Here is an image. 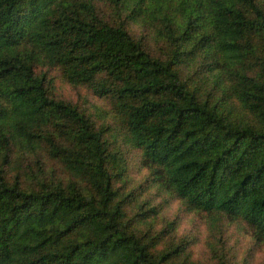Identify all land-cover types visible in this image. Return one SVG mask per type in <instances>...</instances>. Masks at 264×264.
<instances>
[{
  "label": "trees",
  "instance_id": "trees-1",
  "mask_svg": "<svg viewBox=\"0 0 264 264\" xmlns=\"http://www.w3.org/2000/svg\"><path fill=\"white\" fill-rule=\"evenodd\" d=\"M39 66L109 100L155 181L206 224L243 221L264 243V0H0V264H185L184 243L133 228L158 213L128 216L109 129ZM15 147L63 174L9 178Z\"/></svg>",
  "mask_w": 264,
  "mask_h": 264
},
{
  "label": "rangeland",
  "instance_id": "rangeland-1",
  "mask_svg": "<svg viewBox=\"0 0 264 264\" xmlns=\"http://www.w3.org/2000/svg\"><path fill=\"white\" fill-rule=\"evenodd\" d=\"M99 9L110 19L117 16L111 11L108 4L98 3ZM131 31L138 37L143 36L150 43V48L155 53L163 48L164 41L153 38V31L143 30L139 25H131ZM143 33V34H142ZM152 45V46H151ZM154 46V47H153ZM198 62V66H199ZM191 68H188V70ZM38 73L46 74L47 80L51 81L54 94L62 99L69 100L86 109L98 121L109 129L108 137L113 142L115 151L122 157V163L126 170L125 178L116 181L115 186L121 187L130 195L127 213L133 217L139 212L138 208L157 212L158 220L132 223L133 228L138 226L146 230L150 227L154 232L164 230L159 248H167L170 243H184L191 257L184 256L182 263L188 264H220L222 260L226 264H264V243L257 242L253 229L247 223L241 221H230L223 218L216 226H209L204 221V216L190 210L171 192L159 186L155 181L149 165H146L141 157V150L132 146L125 137L123 123L118 114L113 110L107 99L95 96L86 86H74L68 83L60 71L56 68L39 66ZM205 70L202 68V73ZM198 78V77H195ZM193 79V77H192ZM38 159L45 160L47 166L40 170ZM13 164L8 168L9 178L16 174L22 176V184L30 186L34 175H51L50 168L55 167V175H62V167L54 161L47 159L43 153H33L32 150H23L15 147L12 154ZM151 222V223H150Z\"/></svg>",
  "mask_w": 264,
  "mask_h": 264
}]
</instances>
